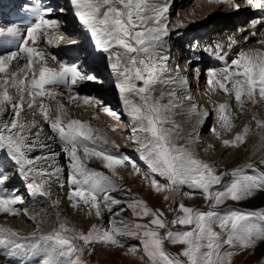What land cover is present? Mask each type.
Returning a JSON list of instances; mask_svg holds the SVG:
<instances>
[{
    "label": "snow or ice",
    "instance_id": "6c2138e0",
    "mask_svg": "<svg viewBox=\"0 0 264 264\" xmlns=\"http://www.w3.org/2000/svg\"><path fill=\"white\" fill-rule=\"evenodd\" d=\"M70 2L74 5L75 16L91 33L96 46L110 53L111 69L118 78L116 87L132 121L133 140L139 146L140 159L149 170L144 179L148 180L157 193L183 184L200 189L205 199L212 202L211 207L210 210L202 211L180 203L179 209L183 214L168 221L162 211L150 208L145 200L137 198L128 207L138 217L150 216L149 223L132 224L118 220L116 216L119 213H115L109 221V227L93 224L87 232L70 226L66 220L46 233L39 230L38 224V230L28 236H22L11 226L0 224V250L7 256L40 257L39 264H87L83 257L86 250L91 254L95 244L123 248L122 237H142L144 256L139 258H146L148 264H233L234 256L240 251L255 248L258 242L264 241V209H229L221 214L214 210L215 206L229 199L241 201L264 190V176L246 174L245 167L252 168L253 165L218 174L213 165L197 158L187 144L177 143L182 129L175 117L181 114L177 110L184 107L178 90H187L189 82L179 71L172 75L168 64L169 56L162 54L167 47L164 38L169 35V5L160 4L157 0ZM209 2L227 4L235 10L244 6L237 0ZM244 3L258 9L264 7V0H244ZM31 11L34 20L26 29L18 24L0 27V37L11 38L0 41V48L7 43L18 45L15 50L0 51V150L6 151L18 166L19 175L29 181L27 189L33 197H51L53 180L63 186L64 168L59 164L61 153L53 151L46 141L58 140L62 152L69 160L72 191L68 199L72 202V207L87 206L89 216L94 210L97 217H103L105 211L111 213L114 206L122 204L121 200L112 195L123 189V185L117 182L118 179H123L118 169L130 164L132 172L129 175H140L142 169L129 157L103 147L102 145L111 143L118 149L119 145L100 134L99 129L79 119H68L65 122L67 110L63 103H59L55 109L58 114L54 117L51 115V105L43 101L62 95L55 91L56 86H64L71 91L81 83L96 81L97 77L84 72L76 64L57 60L55 56H51V59L59 67H49L46 53L36 45L43 40L48 45L59 47L64 39L56 34L61 26L60 21L51 18L54 12L51 5L35 6ZM258 26L264 28V21L254 19L248 29L241 28V33H248L242 39L247 42L250 37H256ZM228 41L227 45L217 43L215 50L211 47L207 49L225 63L224 68L209 71L208 83L213 91L222 90L226 94H234L241 108L248 102H257V97L264 100V32L260 33L257 40L261 48H241L230 63L227 60L228 52L239 41L234 36H229ZM72 43L75 44V41ZM21 61H24L23 67L19 71L10 72L14 62L19 65ZM195 71L198 75L199 69ZM138 81L143 86H138ZM158 85L167 86L168 90H160L159 95H156ZM9 88L15 89L19 95H10ZM25 93L28 109L35 112L38 108L44 122L50 127L51 135L45 133L38 121L25 122L20 119ZM165 97L166 103L163 102ZM135 98H139V102ZM37 99L41 103L37 104ZM185 99L190 105L188 111L198 115V106L192 102V96L189 94ZM68 100L90 105L95 98L77 93L69 96ZM100 103L95 101V105ZM7 106L11 107L13 115L9 119H3ZM215 107L220 113L222 127L231 131L234 127L233 118L228 114L231 105L220 103ZM104 111L117 120L120 119L119 114L111 108L105 107ZM253 120L258 128H264V121L255 115ZM33 129L36 131L33 132ZM212 131L220 136L215 128ZM250 131V126L246 125L233 140L223 142L226 146L239 147ZM97 140L102 141V145L97 144ZM198 140L199 135L195 134L190 142ZM37 149L43 154L31 156ZM89 160L99 161L104 168L110 170V174L89 167ZM260 163L264 164V158ZM157 173L166 177L169 184L161 185L156 179L150 178ZM225 177L230 178L225 181ZM8 180L9 176L0 172V186ZM214 186L219 187L213 190ZM164 199L168 200L169 196L166 195ZM23 203L22 196L8 193L0 187V214L19 216L23 212L35 221L36 216L29 215L27 208L17 207ZM53 203L59 204V201ZM169 224L191 227L173 231ZM216 225L219 231L214 227ZM161 229L165 230L163 234ZM166 241L181 245V251H168ZM124 254L136 256L138 252L135 247H130Z\"/></svg>",
    "mask_w": 264,
    "mask_h": 264
},
{
    "label": "rangeland",
    "instance_id": "374dc122",
    "mask_svg": "<svg viewBox=\"0 0 264 264\" xmlns=\"http://www.w3.org/2000/svg\"><path fill=\"white\" fill-rule=\"evenodd\" d=\"M242 1L243 0H237L238 3H241L243 5L244 3ZM170 2H172V0H170ZM194 4H195V0H191L189 2V5L186 7L190 8V6H191V8H192ZM194 6H195L196 12L197 11L198 12L196 13V15H193L194 17L192 20H196V21L197 20L201 21L205 17H208L212 14H215V15L217 14L215 16L217 18H219L220 16L221 17L223 16L224 17L223 19H226L228 17L226 15H230L232 13H242L241 10L232 9L227 4L212 3V2H209V0H204V2L201 5H194ZM68 11L71 12L70 9L69 10L66 9V13H69ZM215 12H217V13H215ZM178 14H179V8H175L174 13L172 15V19H173L172 22L175 23L176 21H178L177 20V18H179ZM218 15H220V16H218ZM245 15H246V13H245ZM66 17H67V15H66ZM57 18H58V16H56V19ZM59 18H58L59 21L62 20L60 23L64 22V20H66L65 16H64V18H60V19ZM71 18L75 19L72 14H71ZM226 20H228V18ZM230 22L229 23L231 25H233V23H235L232 20ZM213 24H214V22H212L210 24V27H212L211 30H209V31L207 30L206 31L207 33L205 32V35L199 34L198 38L203 36V39L209 38V40H210L213 38L214 34H218V32H219V35L223 36V34H225L227 31L230 35L233 34L232 36H234V37L236 36L235 38L238 41V40H243L242 39L243 35L248 34V33H244V34H242V36H241V34H237L236 32L239 31V29L236 28V25L232 27L233 30H230L231 25H228V24L220 25L218 27V29L221 30L220 31V30H217L215 28L216 26H213ZM61 27L62 26H60L59 30L61 32H63V30H61ZM213 28H214V30H213ZM179 30L170 31L169 35H168V39L170 38L169 42L171 43V50L168 53V56H169V62L171 65L170 69L172 70V75H175L176 72L180 70V65H179V68L177 69V65H178L177 63L179 61L178 60L179 56L177 54V48L179 47V49H182V48H180L181 44L183 47L184 43H185V42L182 43L183 41H181V40H185V39H183V37L185 35L184 31H186V30H185V28L179 29ZM216 30L218 32H214ZM210 32H212L213 34H211ZM220 32H221V34H220ZM206 34L212 35V37L211 36L208 37ZM204 36L207 38H205ZM228 37H227V39H228ZM258 37H255L253 40H250L247 42H245L243 40L244 42H243L242 48L244 50H247L249 48H260V47H262L261 45H259L257 43V40L260 38V37L259 38ZM70 38H72L74 40L75 39L79 40L78 38H76L75 36H72V35ZM198 38H196V40ZM219 39H218V41L226 42V40L224 41L225 37H221ZM214 40H215V37H214ZM214 40L212 39L210 41V43H212L211 48H212V46H214L213 45ZM176 46H178V47H176ZM226 50H227V48H225V51ZM72 64H74V63H72ZM207 64H209V63H207ZM51 65H53V63H51ZM54 65L59 66L58 63H55ZM80 68L82 69L84 67L82 66ZM13 70H17V67H14ZM179 74L181 76H187L188 75L187 73L182 74V73H180V71H179ZM193 75L195 76L194 73H193ZM100 79L101 78H97L96 81L99 82ZM205 82L208 83V80L205 79ZM207 83L205 84V87L202 89L203 90L202 95L199 96V99H201V97H203V99L205 101L203 104L200 105V109L203 113H206V111L208 110L207 104H209V106L213 109V111L211 113V118H210L211 125L209 126L208 131L205 133V136H209L210 132L213 133V131H212L213 128H215L217 130L219 128V125L222 124V121L219 118L220 113L217 111L215 106L220 104V103H229L231 105V107L228 110V114L233 118L234 127L232 128L231 131H227L228 134H226L224 136V138H228L227 140H233L237 133H240L243 131L244 127L247 125V122L249 121L248 119L251 118V113H252L251 108L252 107H251L250 103H252V102H248L245 105V107L241 108L237 104L234 94H226L222 90L221 91H213L212 86L210 84H207ZM137 85L143 86L142 82H139V81L137 82ZM229 87H230V85H229ZM114 88H115V86H114ZM60 89H62V88H60ZM99 90H101V89H99ZM160 90H164L166 92L168 90V87L163 86V85H158L156 95H159ZM60 91H61L62 95H60L59 98H61V100H63L62 97H63V94L65 93V91H62V90H60ZM182 91L185 92L184 90H178V96L180 97V100L183 103L184 107H183V109L177 110L181 114L177 115L175 117L176 122L180 125V127L182 129V131L179 134V137L177 138V143L178 144H187L188 147L191 148V150L197 156V158L213 165L216 168L218 174L222 173V172H231L235 168L245 167L246 165H253L252 168H246L245 167L246 174L254 175L257 177L264 176V164L260 163V160L262 158H264V153H261L260 156H256L254 158H251L255 154L252 152L254 146H257L258 149L264 148V142L260 144L258 142L260 137H257V136H259V134L264 135V129L258 128L256 126V124H254L253 126L250 127L251 131L248 134V137L251 140H249L247 137L248 140L246 139L245 142L243 144H241L239 147H231V146L225 145L224 148H227L228 151L221 156L216 155V153H217L216 150H212V151L207 150L205 152H202V151H200L201 150L200 145H202V144H200L199 141H197L195 143L190 142L193 139V135L191 136L189 134L190 133V130H189L190 124H195L199 127L200 126V120L198 119V116L196 114H191L188 111V108L190 107V105L188 102H185V100H186L185 94L186 93H183ZM14 93H18V92H14ZM116 94L118 95L120 93H116ZM93 96H94V93L91 94V97H93ZM63 102L65 104H68L70 110H72V112L75 114L78 112L79 109L82 108L80 105L78 106L76 103L74 104L73 103L74 101H72V102L63 101ZM163 102H165V103L167 102V97H165V100ZM256 103H257L256 107L258 108L260 115H262V117L264 118V100H260V98L257 97ZM51 104L53 106L55 105L54 103H51ZM185 105H187V106H185ZM27 109H28V107L26 106L24 109V112L21 113V118H29L31 120H36L40 123L41 120L43 119V117L40 115L39 110L36 109L37 111L35 110V112H33V111L28 112ZM99 110L100 109L98 108V111ZM26 111L28 113H26ZM87 118H88L90 123H93V122L95 123V119L93 117L88 116ZM113 121L114 122L116 121V124L118 126L120 124H124L125 128L132 129L133 125H132L131 118L123 119V120H121V119L117 120L116 119ZM199 132H200V130H199ZM123 134H121V135H123ZM197 134H199L198 131H197ZM122 138L129 142L128 148L129 149L131 148V150L133 149L132 154L133 155L135 154V156H134L135 158L130 157V154H128V152L125 153L124 156L129 157L130 160H134L137 163V165L142 169L140 175H129V173L132 172V168H131L130 164L128 165V167L118 169V172L120 173V176L123 177V179L122 180L118 179L117 182H118V184L123 185V189L119 192L112 193V195H114L116 197V199L121 200L122 204L118 205V206H114L113 212H111V213L105 211L103 214V217H97L95 215L94 210H93V214L91 216H89L87 214V206H81L80 208L72 207V205L70 204L72 202L66 196V190L70 189V191H72V186L70 184V179H69V177H70V171H69V174L67 177V180H68L67 184L65 183V185L62 186V188L55 189L57 192L59 191L57 194H58V196H60L59 200L64 205L65 211L63 212L61 217L55 216L53 218L52 229L58 227L59 223L61 221H65V220L68 222V224L70 226H73L76 229H78L80 231H84V232H87L93 224L103 225L104 227H109V221L113 218V215L115 213H119V215L116 216V219H118V220L122 219V220L128 221L132 224H135V223L147 224V223H149V221L151 219L150 216L138 217L132 211V209H130L128 207V204H130L134 199H137V198L145 200L150 208H152L154 210L159 209L160 211H162L164 213V217L168 221H171L176 215H182L183 214L179 209L180 203L185 204V206H187V207H191L194 209H200L202 211L210 210L212 202L205 199V196H204L202 190L194 189L188 184L179 185V186H176L174 189L170 188L169 191L157 193L150 186L148 180L144 179L145 173H148L149 170L147 168V165L140 159L141 153L139 151V146H135V141L133 140L132 131L129 130V133H126L125 135H123ZM220 139L221 138H219L217 135L214 134L213 137L211 138V141L214 143H216V142L220 143ZM131 145H132V147H131ZM103 147H105V146H103ZM222 148L223 147H220V145H219V149H222ZM260 149L258 151H261ZM112 152L117 153L114 151H112ZM117 154H120V153H117ZM8 163L9 162H5V164H8ZM88 166L96 169L97 171H102V172H105L106 174H110V170L104 168L103 165L100 164V162L97 160H89ZM10 167H11V170L7 171L6 175L17 176L18 171L15 169V165L11 164ZM122 169H124L125 171H121ZM17 178H18V180L15 181V185L17 186L16 188H18V190H19V195L24 198V203H25V201L27 200L26 196L24 195L26 193V190L21 189V187L25 188L26 183L23 182L24 180L19 178L18 176H17ZM150 178L156 179L161 185H168L169 184L167 178L161 176L158 173L153 174ZM229 178L230 177H226V181ZM222 183H223V181H222ZM216 187H219V186H214L213 190H215ZM61 189H62V191H64L63 193H61L62 192ZM129 189H130V191H129ZM263 191L264 190H261L258 192H263ZM186 192H188L189 194H192V195L189 197L183 198V194ZM166 195L169 196L168 200L164 199V197ZM248 199H249V197L247 199H244L241 201H233V200L229 199V200H226L221 205H216L214 210L220 212L221 214H224L229 209H231V210L239 209V210H243V211H257L260 209H264V204L254 206V205H251V203L249 202ZM24 203L22 204V206L24 205ZM121 209H123V211H121ZM173 210H175V211H173ZM4 217H6V216H3V218H2V216H0V224H2L1 222L5 220ZM7 220L12 221V218L11 219L7 218ZM20 224L22 226L21 229L22 228L26 229L29 226V224H25L23 222ZM169 227L173 231H176V230H187L191 226L179 225V224H169ZM214 227H216V230L219 231L218 225H216ZM52 229L46 231V229L44 230V229L40 228L39 230L43 231V232H45V231L49 232V231H52ZM36 231L37 230L32 231V232H36ZM160 231L163 234V232L165 230L161 229ZM19 233L22 236H26L25 232L20 231ZM121 241L124 244L123 248L106 247L102 244H95L92 246L93 250L91 251V254H88V252L86 250L83 259L85 261H87V264H148V261L146 258L143 260L139 258L140 256H144L142 237H122ZM130 247H135L137 249L138 254L136 256L124 254L125 252L128 251V249ZM165 247L167 248L168 251L173 252V253H177V252L181 251V248H182L181 245H173L171 243H168L167 241L165 242ZM40 259L41 258L38 257L37 261L34 264H37V263L39 264ZM233 264H264V241L258 242L255 248L245 249L243 251H240L236 256H234Z\"/></svg>",
    "mask_w": 264,
    "mask_h": 264
},
{
    "label": "bare ground",
    "instance_id": "6f19581e",
    "mask_svg": "<svg viewBox=\"0 0 264 264\" xmlns=\"http://www.w3.org/2000/svg\"><path fill=\"white\" fill-rule=\"evenodd\" d=\"M190 1L191 0H172V2H170V0H157V2L160 4L167 3L169 5V12H168L169 32L185 28V30H186L185 32L186 33L189 32L188 35H190L195 29L200 28V31L203 30V28L207 29L208 27H210V24L212 22H214L213 26H216L215 28L217 30H220V29H218V27L220 25L219 24L215 25L216 23L225 22V21L230 22L231 20L238 23L239 21H241L244 18L245 13L247 14V13L252 12L251 7L244 5L240 9L242 13H232L233 12L232 11L231 12L232 14L226 15V16H228L227 17L228 20H226L227 18L223 19L224 18L223 16L221 17L220 15H218L220 17L217 18V17H215L217 14L216 15L212 14L208 17H205L201 21H198V20L196 21V20H192L194 17L193 15H196V13L198 12V11L196 12L194 5H201L204 2V0H195V4L193 5L192 8H191V6H190V8L186 7L189 5ZM22 3L21 2L18 3L17 7H23ZM63 3H64V6L66 7L67 10L70 9V11L72 13L74 12L73 5L70 6L69 3H66V0H63ZM17 7H15L14 9L7 10V7L4 6L5 11L1 14V17H0V27L7 28V27L12 25L10 23L11 22V14L16 11ZM175 8H179V14H178L179 18H177L178 21H176L174 23V22H172V20H173L172 15L174 13ZM215 13H217V12H215ZM58 15H60L58 12H54L52 14L51 18L56 19V16H58ZM66 15H67V17H66ZM66 15H65L66 20H64V22L60 23L62 26L61 30H63V32H61L59 29L56 32L57 35H61L64 37V39L60 42L59 47L48 45L43 40L38 42V44L36 45L39 49L43 50L46 53L49 67L58 68L55 65H51V63H53V64L56 63V61H53L51 59V56H55L57 58V60H59V61H64V62L71 61L72 62L73 59L77 57L76 52L85 53V50L88 51V43L85 41V39H86L85 33H84L83 29L78 26L79 22H77L76 19L71 18V15H69V13H66ZM73 16H74V18H77L75 15H73ZM253 17H255V16H252L251 19ZM61 21L62 20H60V22ZM23 29H26V28H23ZM210 29H212V27H210ZM213 30H214V28H213ZM217 30L214 32H218ZM262 32H264V31H262ZM200 33H202V32H200ZM220 34H221V32H220ZM227 34L230 35L227 31L225 34H223V36L219 35V32H218V34H214L213 37H215V40L213 43L214 47L212 49L215 50V45L217 43L227 45L229 42L227 39V36H228ZM71 35L75 36L79 40H77V39L74 40V39L70 38ZM188 35L187 34L184 35L183 39H185V40H181V41H183V43L185 41H187ZM198 36H199V34L198 35L196 34L194 36V38L196 39V38H198ZM241 36H242V34H241ZM258 36L260 37V32H257L256 37H258ZM221 37H225L224 41L226 40V42L218 41V39ZM254 38L255 37H250L249 41L253 40ZM164 39L167 41V47H166V50L162 51V54L168 55V53L171 50V43L169 42L170 38L168 39V36H167ZM202 39H203V36L198 38L197 41H200ZM72 41H75V44H73ZM238 41H239V43L234 45L232 51L228 52L227 60L229 63L231 62L232 59L235 58V54L238 53L239 50L242 48L244 41L243 40H238ZM188 43H190V42L188 41ZM188 43H186V47H189ZM17 46H18L17 44L12 43V49L11 50H15ZM178 46H176V47H178ZM193 47H195V46H193ZM208 48H209V43H206L203 46V49H205V51L202 49L200 51V53L197 55L189 53L187 57L190 58L191 60L195 61L194 65H195V63L199 62L200 68L205 65V64H203V62H205V61L208 62L209 60L212 61L211 68H215L217 66L220 67L219 65H221V67H225L224 61H221L217 56H213L212 52L207 51ZM93 53L94 52H91V56L93 55ZM179 53H180V51H179V47H178L177 48V54L179 56V59H178L179 61L177 64H178V66L180 65L179 71L182 74H185V73L188 74L186 77L188 78V82H189L188 89L184 90L185 92H183V91L182 92L186 93L185 97L189 94L192 96V102L198 106V108H197L198 115L197 116H198V119L200 120V126L199 127L195 124H190V127H189L190 133L189 134H191V136H192V135L197 134V131H198V133H199L198 134L199 135L198 141L200 142V144H202V145H200L201 146L200 151L205 152L207 150H210V151L216 150L217 151L216 155L221 156L228 151L227 148H224L225 144L223 142L224 140L228 139V138H224V136L226 134H228L227 130H225L222 127V124L219 125V128L217 129V131L220 132V136H218L219 138H221L220 143H218V142L214 143L211 141V138L214 135V133H212V132H210L209 136H205V133L208 131L209 126L211 125L210 118H211V113H212L213 109L209 106V104H207L208 110L206 111V113H203L200 109V105L203 104L205 101H204L203 97H201L202 101L198 102L197 99H198L199 94L196 93V91H195V84H196V85H198V90L200 92V95H202V91H203L202 89L205 87V85L202 87L201 82L205 78L200 79L201 74H199L198 77H195L190 72L191 67L189 65L186 64L187 68L184 67L182 60L180 59V58H182L181 53L180 54ZM221 54H223V53H221ZM109 55H110V53L105 52L104 60H101V59L97 58L96 56H93L90 59H88L87 62H84L85 68L88 71H91L92 75H95L97 78H101L102 87L104 86L103 88L97 87L95 85L96 82H94V81L84 82V83H81L77 86H74L71 91H69L64 86H56L55 87L56 92L61 93L60 90L65 91V93L63 94V97H62L63 100H61V98H59L60 95H58L54 99L49 98V99L44 100L43 103L51 105V108H52L51 115L53 117L58 114L55 111L57 105L59 103H63L66 110H67V115L64 118L65 122L68 119H79V120H82V121L89 123L93 128L99 129L100 134L104 135L109 141H115L116 144L119 145V148L117 149L111 143H109L107 145H102V141H99V140H97V142H96L97 144L105 146V147L109 148L111 151L120 153L123 156L125 153L128 152V154H130V157L135 158L134 157L135 154L134 155L132 154L133 149L131 150V148L130 149L128 148L129 142L122 138L123 135H125L126 133H129V130H131V129L125 128L124 124H120L118 126L116 124V121L115 122L113 121V120H116V118L108 115L104 111L105 107H109L113 111H115L119 114L121 120L130 118L127 114V111L125 110V106H124V103H123V100H122L120 94H118V95L116 94V93H119V89L116 87L118 79L117 80H111V78L109 76L110 71L112 70L111 69V61L109 60ZM80 58H81V56H80ZM71 62H68V63H71ZM200 63H202V66ZM23 64H24V61H21L19 63V65H15V62H14V66L10 69V72L11 71H19V69L23 67ZM168 64H169V68H170L171 65H170L169 60H168ZM14 67H17V70H13ZM185 68H186V70H185ZM207 69H210V67H208ZM84 72L87 73V71H84ZM206 76L208 77V80H209V75H206ZM204 84H205V80H204ZM114 86H115V88H114ZM60 88H62V89H60ZM99 89H101V90H99ZM14 92H17V91L15 89L9 88V94L10 95H12V96H18L19 95L18 93H14ZM77 93H79L82 96H85V95L91 96V94L94 93L93 97L95 98V101H100L101 103L99 105H95V101H94L93 104L85 105V104H83L82 101H74L73 102L74 104L76 103L78 106L80 105L82 107L75 114L72 112V110H70L68 104H65L63 101L72 102V101L68 100V97L69 96H75ZM25 97L26 98H25L24 108H23L22 112H24V109L28 104L27 93H25ZM135 99L137 100V102H139V98H135ZM39 100L37 99V102H36L37 104L41 103V101H39ZM185 102H188V101L185 100ZM51 103H54L55 105L53 106ZM187 105H185V106H187ZM250 105L252 107L251 108L252 113H251V118L248 119L249 121L247 122V125H249L251 127L254 124H256L255 121L253 120L254 115L257 116L261 121H264V118L262 117V115H260V112H259L258 108L256 107L257 106L256 102L255 103L252 102V103H250ZM98 108L100 109L99 111H98ZM27 111L31 112L32 110L27 109ZM27 111H26V113H28ZM12 115H13V112H12L11 107L7 106L6 111L3 115V119H9ZM88 116L93 117L95 119V123L94 122L90 123L88 118H87ZM97 117H98V119H97ZM20 119L25 121V122H31L32 121L29 118H21V116H20ZM40 125L44 128V131L46 134H48V135L52 134L49 125L46 122H44L43 119L41 120ZM199 130H200V132H199ZM34 131H36V129H33V132ZM121 134H123V135H121ZM257 137H260L258 140V142L260 144L264 142V135L259 134V136H257ZM248 139L251 140L249 137H248ZM46 142L51 145L53 151L61 153V155L58 159H59L60 166L64 168V172L62 174V177H63V185H65V183L67 184V181H68L67 177H68V174L70 171L68 168V163H69L68 157L62 152L61 145H60L58 140L55 142H53L51 140L46 141ZM219 145H220V147H223V148L219 149ZM135 146H138V145L135 143ZM131 147H132V145H131ZM259 149L257 146H254L252 152L255 154L251 158H254L256 156H260L261 153H264V148L260 149L261 151H258ZM41 154H43L42 151L37 149L35 152L31 153L30 155L34 157L35 155L37 156V155H41ZM0 162H9L8 164L2 163V167L0 166V172H2L4 174H7V171L11 170V167H10L11 164H14L15 169L18 170V166L16 165V163L14 161L11 160L10 156L7 155L5 150H0ZM121 171H125V170L122 169ZM8 176H9V180L6 181L3 186H0V187H3L8 193L19 195V190H18V188H16L17 186L15 185V181L18 180L17 176L21 179H23V177L20 176L19 173H17V176H13V175L12 176L8 175ZM225 181H226V177H225ZM23 182L26 183V187L25 188L21 187V189L26 190V193L24 195L26 196L27 200L25 201L23 206L17 205V207H20L21 209L27 208L29 210V215H35L37 219L35 221L31 220L29 218V216H25L23 214V212L19 216H10V215H6V214H0V216H2V218H3V216H6V217H4L5 220L1 222L2 225L11 226L14 229L18 230L19 232L20 231L25 232L26 236L30 235L32 233V231L38 230L37 229L38 224H39V229L40 228H42L44 230L46 229V231L51 230L52 226H53V218L55 216L61 217L63 212L65 211L64 205L59 200L60 196H58V194H57L59 191L57 192L55 190V189L62 188V186L60 185V183H57L55 180H53L51 182V192H52L51 197H42V196L33 197L27 189V183L29 181L24 180ZM61 191H62V189H61ZM69 191H70V189L66 190L67 198H68L69 193L71 192V191L70 192ZM63 192L64 191H62L61 193H63ZM191 195L192 194H189L188 192H186L183 194V198L189 197ZM57 200L59 201V204H54L53 202L57 201ZM248 200L251 203V205H254V206L263 205L264 204V191L263 192L257 191L252 197H249ZM70 204L72 205V203H70ZM7 218H10V219L12 218V221L7 220ZM22 222L25 224H29L28 228H26V229L22 228L21 229L22 226L20 223H22ZM37 258L38 257H30V256L29 257L7 256L3 253L2 250H0V264H34L37 261Z\"/></svg>",
    "mask_w": 264,
    "mask_h": 264
}]
</instances>
